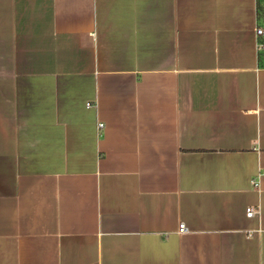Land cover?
<instances>
[{
    "label": "crops",
    "instance_id": "1",
    "mask_svg": "<svg viewBox=\"0 0 264 264\" xmlns=\"http://www.w3.org/2000/svg\"><path fill=\"white\" fill-rule=\"evenodd\" d=\"M258 28L256 0H0V264H264Z\"/></svg>",
    "mask_w": 264,
    "mask_h": 264
},
{
    "label": "trees",
    "instance_id": "2",
    "mask_svg": "<svg viewBox=\"0 0 264 264\" xmlns=\"http://www.w3.org/2000/svg\"><path fill=\"white\" fill-rule=\"evenodd\" d=\"M256 18L259 26L264 25V0H256ZM259 43H264V38L261 37ZM257 60L258 65L264 67V49L258 51Z\"/></svg>",
    "mask_w": 264,
    "mask_h": 264
},
{
    "label": "built area",
    "instance_id": "3",
    "mask_svg": "<svg viewBox=\"0 0 264 264\" xmlns=\"http://www.w3.org/2000/svg\"><path fill=\"white\" fill-rule=\"evenodd\" d=\"M263 34V31L262 29L258 28L256 29V35H262ZM88 105V104H87ZM252 183L255 185V180H252ZM245 214H246V217H253L254 214H255V210L252 208V207H247L246 210H245ZM177 232L179 234H183L186 232V226L183 222H181L179 225H178V229H177Z\"/></svg>",
    "mask_w": 264,
    "mask_h": 264
},
{
    "label": "rangeland",
    "instance_id": "4",
    "mask_svg": "<svg viewBox=\"0 0 264 264\" xmlns=\"http://www.w3.org/2000/svg\"><path fill=\"white\" fill-rule=\"evenodd\" d=\"M260 28L263 31V34L261 36H262V38H264V25H261ZM261 49H264V43L261 44Z\"/></svg>",
    "mask_w": 264,
    "mask_h": 264
}]
</instances>
